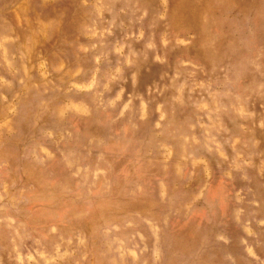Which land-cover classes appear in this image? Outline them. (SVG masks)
Wrapping results in <instances>:
<instances>
[{
	"label": "rangeland",
	"instance_id": "rangeland-1",
	"mask_svg": "<svg viewBox=\"0 0 264 264\" xmlns=\"http://www.w3.org/2000/svg\"><path fill=\"white\" fill-rule=\"evenodd\" d=\"M0 264H264V0H0Z\"/></svg>",
	"mask_w": 264,
	"mask_h": 264
}]
</instances>
